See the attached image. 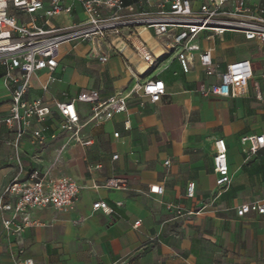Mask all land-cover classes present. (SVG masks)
Returning <instances> with one entry per match:
<instances>
[{
  "label": "crops",
  "instance_id": "1",
  "mask_svg": "<svg viewBox=\"0 0 264 264\" xmlns=\"http://www.w3.org/2000/svg\"><path fill=\"white\" fill-rule=\"evenodd\" d=\"M83 18L77 5L73 16H61L53 22L63 25ZM61 19L66 21L62 23ZM145 36L154 43L153 35L147 33ZM237 40L264 53V46L247 42L243 35L231 32L215 42L202 41V45L214 47L215 59L225 68L228 63L239 60L226 53ZM90 48L89 42H81L71 43L66 53L60 49V65L56 71L59 80L50 85L49 93H45L34 79L29 96L66 100L88 88L99 90L101 97L107 98L118 90L130 89L139 80L154 77L164 80L166 95L157 103L146 98L144 106L133 99L126 112L116 114L108 122L89 123L86 131L94 139L92 146L68 143L50 175L68 176L81 185L74 209L67 213L51 206L34 210L33 215L41 225L25 228L20 240L13 236L3 237L0 264H122L126 261L130 264H183L184 259L173 255L169 243L166 218L169 205L190 212L208 209L204 213L197 212L199 216H191L187 221L201 222L202 217L203 222L208 220L209 231L203 237L224 246L227 264H264V213L245 216L237 213L242 204L258 201L251 194H259V201L264 205V152L245 159L240 146L242 136L264 132V100L257 98L254 86L259 81L264 95V80L260 78L264 65L254 59L255 54L243 58L252 60L255 77L242 96L225 98L203 95L199 91L200 84L213 79L206 78L200 66L185 74L174 56L167 55L145 75L136 77L122 55L114 53L103 63L89 54ZM82 49L87 60L97 63L102 84L96 86L93 77L74 79L72 56ZM130 59L133 65L140 62L135 54H131ZM47 77L45 71L40 73L42 81ZM78 83V92L68 95L65 84ZM10 106L11 92L0 76V195L19 171L17 155L25 179L31 168L46 171L56 150L67 140V135L57 130L60 116L53 106L45 122L33 125L47 127L44 132L47 142L39 146L31 134H27L16 150L11 143L14 134L3 122ZM78 106L82 119H87L91 105L88 109H84L82 103ZM126 121L130 122L129 128L125 127ZM115 132H119V137H115ZM55 133L57 136L53 137ZM220 138L228 145L232 175L231 184L224 189L218 187L214 172V156ZM75 148H80L79 158L71 156ZM114 154L119 158L113 160ZM96 163H101L103 168L90 171L88 165ZM113 176L126 178L127 187H94L95 183L101 184ZM191 181L196 184L195 195L188 197L187 187ZM153 184L162 185L164 193H151ZM98 200L112 205L114 213L95 210L93 204ZM120 201L123 204L117 205ZM81 216L85 220L76 223ZM190 230L189 227L186 230L189 235L182 247H190L191 241L200 240L201 235L190 234ZM199 254L200 251H193L191 262H188L197 264Z\"/></svg>",
  "mask_w": 264,
  "mask_h": 264
},
{
  "label": "built area",
  "instance_id": "2",
  "mask_svg": "<svg viewBox=\"0 0 264 264\" xmlns=\"http://www.w3.org/2000/svg\"><path fill=\"white\" fill-rule=\"evenodd\" d=\"M77 5L83 19L63 25L53 22L61 16H73ZM230 32L243 35L247 42L264 46V0H0V76L11 92L10 110L3 122L14 134L11 143L18 150L23 138L31 134L34 143L43 146L48 140L44 134L47 127L33 125L45 122L53 106L60 116L57 130L67 135L46 171L31 168L23 179V166L17 155L19 171L0 195V243L3 237L20 240L25 228L41 225L33 215L36 209L51 206L62 213L74 209L81 185L71 177H53L50 172L61 160L69 142L83 146L94 144L93 137L86 131L89 123L108 122L116 114L126 112L133 99L144 106L146 98L157 103L166 95L164 80L154 77L139 80L130 89L118 90L107 98H102L99 90L88 88L66 100L30 97L34 79L45 93L59 80L56 71L63 44L89 42V54L103 63L112 54H120L129 62L128 68L136 77L145 75L167 55L174 56L185 74L200 66L205 77L213 79L200 84L199 91L203 95L235 98L246 92L255 77L252 60H235L223 68L214 57V47L202 45V41L215 42ZM147 33L153 35V44L145 36ZM131 54L140 58L138 64L130 63ZM44 71L48 77L42 81L40 73ZM260 78L264 80V71ZM254 86L257 98L264 100L261 83L256 81ZM79 103L91 105L85 120L81 117ZM125 127H130L129 121L125 122ZM114 135L119 137L120 134L115 132ZM56 136L57 133L53 135ZM240 146L245 159L264 152V132L242 136ZM118 158V154L113 155V160ZM102 168L101 163L88 165L90 171ZM214 172L220 189L231 184L228 145L223 138L217 141ZM127 184L126 178L113 176L101 184L95 183L94 187L125 189ZM195 189V182H189L187 196L193 197ZM150 192L162 195L164 188L153 184ZM122 204L117 202V205ZM93 208L106 214L115 211L105 200L96 201ZM254 212L264 213L260 201L242 204L237 209L239 216ZM84 220L81 216L75 222Z\"/></svg>",
  "mask_w": 264,
  "mask_h": 264
},
{
  "label": "rangeland",
  "instance_id": "3",
  "mask_svg": "<svg viewBox=\"0 0 264 264\" xmlns=\"http://www.w3.org/2000/svg\"><path fill=\"white\" fill-rule=\"evenodd\" d=\"M62 23H64L66 20H62ZM71 43H65L62 45L61 52H67L69 49ZM228 55H235L238 59H243L246 57H251L252 54H255V60L259 61L264 65V53L262 50H259L257 48H253L252 46L248 45L247 43L243 42L242 40H237V42L234 44L233 48L226 51ZM67 60L70 59V57H66ZM72 70H73V77L74 79H88L90 77H93L95 79V84L100 85L102 84V81L99 79V70L97 68V63L94 61L87 60L85 56V51L82 49L78 52L77 55L72 56ZM39 82V81H38ZM99 83V84H98ZM109 84V83H108ZM80 84H73L68 85L65 84V89L68 90V95H72L73 93H77L79 89ZM106 88H110V86H107L105 84ZM82 107L84 109H88L89 104L88 103H82ZM256 119L253 118V122ZM71 156H75L76 158H79L81 156L80 148H75L71 151ZM224 193V191H223ZM255 197V200L257 199L259 201V194H251ZM208 209H199L195 212L193 211H185L182 209H178L175 207H168V210L166 212V218L168 219V235H169V243L170 246L173 248V255L175 257H180L184 259L183 264H192L190 263V255L193 251L197 250L200 251V254L197 256V264H227L224 259V254L226 253V249L224 246L220 245L219 243H212L211 241L207 240L203 237L205 232L209 231V223L208 220L203 222L202 215H200L201 222H195L191 223L190 221H187L190 219L191 216H199V213L207 212ZM184 224H187L184 226ZM191 228L190 234L193 232L200 234L198 241H191L190 247H182L183 240L188 237L189 234L186 233L187 228ZM193 227L195 229H193ZM197 239V238H196ZM193 244H195V247H193ZM22 253V251H21ZM188 260L190 262H188Z\"/></svg>",
  "mask_w": 264,
  "mask_h": 264
},
{
  "label": "trees",
  "instance_id": "4",
  "mask_svg": "<svg viewBox=\"0 0 264 264\" xmlns=\"http://www.w3.org/2000/svg\"><path fill=\"white\" fill-rule=\"evenodd\" d=\"M128 2H131V0H127Z\"/></svg>",
  "mask_w": 264,
  "mask_h": 264
}]
</instances>
